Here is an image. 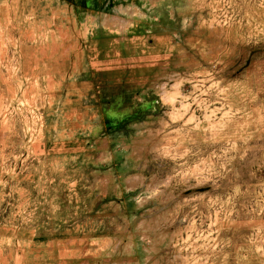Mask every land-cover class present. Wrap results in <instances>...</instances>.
<instances>
[{
	"label": "rangeland",
	"instance_id": "374dc122",
	"mask_svg": "<svg viewBox=\"0 0 264 264\" xmlns=\"http://www.w3.org/2000/svg\"><path fill=\"white\" fill-rule=\"evenodd\" d=\"M0 264H264V0H0Z\"/></svg>",
	"mask_w": 264,
	"mask_h": 264
}]
</instances>
